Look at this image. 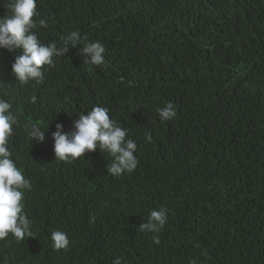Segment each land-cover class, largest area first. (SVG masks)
I'll use <instances>...</instances> for the list:
<instances>
[{"label":"trees","instance_id":"16d2710c","mask_svg":"<svg viewBox=\"0 0 264 264\" xmlns=\"http://www.w3.org/2000/svg\"><path fill=\"white\" fill-rule=\"evenodd\" d=\"M37 11L43 43L59 50L79 31L104 45L105 63L70 46L42 83L21 85L11 71L20 51L0 48L34 233L0 241V264H264V0H38ZM168 102L176 116L161 121ZM95 105L128 128L134 172L110 175L99 148L56 159L55 125L72 131ZM36 122L43 142L25 131ZM160 208L165 228L141 232ZM54 231L67 234L66 249L53 248Z\"/></svg>","mask_w":264,"mask_h":264},{"label":"clouds","instance_id":"9594fccd","mask_svg":"<svg viewBox=\"0 0 264 264\" xmlns=\"http://www.w3.org/2000/svg\"><path fill=\"white\" fill-rule=\"evenodd\" d=\"M38 0H8V13L0 17V48L9 52L19 50L11 71L16 81L26 85L30 81L42 83L44 72L55 67V59L64 56L69 47L81 46V52L92 65L105 63L106 49L99 41L82 39L79 31L66 34L63 47L57 50L52 43L45 44L39 37V29L47 27L45 19L37 11ZM36 102L32 96L31 103ZM161 121H170L176 116L175 106L168 102L159 108ZM18 125V117L12 111V104L0 96V241L11 235L17 242L25 237H33V221L25 212V193L31 191L32 183L17 166L10 150L14 126ZM49 127V126H48ZM28 136L43 142L45 132L39 122L24 125ZM52 133L53 151L59 161L69 164L83 157L86 152L99 148L111 157L108 173L119 177L124 173L134 172L139 164L135 155L136 142L128 137V128L122 127L109 114V109L95 105L86 114H81L73 122V130L63 131V125L57 123ZM150 140V136H146ZM168 217L166 209L160 208L150 212L148 222L141 225V232L160 233L166 226ZM52 246L56 250L66 249L69 244L67 234L62 231L51 233ZM153 242L160 243L158 236ZM113 264H121L117 257Z\"/></svg>","mask_w":264,"mask_h":264}]
</instances>
